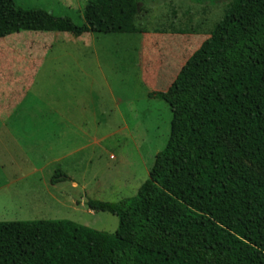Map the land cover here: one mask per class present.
Segmentation results:
<instances>
[{"label":"trees","instance_id":"1","mask_svg":"<svg viewBox=\"0 0 264 264\" xmlns=\"http://www.w3.org/2000/svg\"><path fill=\"white\" fill-rule=\"evenodd\" d=\"M142 1L87 0L76 25L0 0V38L119 33L135 28ZM154 32L176 40L199 33L174 24ZM206 35L166 90L148 93L171 112L148 179L133 197L86 201L116 216V231L66 220L0 223V264H264V0H230ZM60 178L55 171L51 184Z\"/></svg>","mask_w":264,"mask_h":264},{"label":"rangeland","instance_id":"2","mask_svg":"<svg viewBox=\"0 0 264 264\" xmlns=\"http://www.w3.org/2000/svg\"><path fill=\"white\" fill-rule=\"evenodd\" d=\"M86 1L14 0L76 25ZM229 1L143 0L135 28L119 33L0 38V223L66 220L114 233L118 218L86 201L133 197L148 179L171 119L167 102L148 93L166 90ZM171 24L199 33L176 40L154 32ZM8 108L17 109L11 131L2 124ZM57 170L66 178L51 184Z\"/></svg>","mask_w":264,"mask_h":264},{"label":"crops","instance_id":"3","mask_svg":"<svg viewBox=\"0 0 264 264\" xmlns=\"http://www.w3.org/2000/svg\"><path fill=\"white\" fill-rule=\"evenodd\" d=\"M8 74H16L17 75V77H19L20 75H22L23 73L21 72V71H10V69H9V71L7 72ZM16 77V76H15ZM173 80V78L172 79H170V82ZM150 81H153V83L154 84H156L157 83V81H156V79L155 78H153L152 80H150ZM26 92H27V90H26ZM26 92H25V94H26ZM16 108H8L6 111H3V121H2V124L5 126V127H7V130L6 131H11V130H14L13 128H12V125H13V120H14V118L16 117ZM57 114V113H56ZM45 116H48V113H45ZM36 126H42V124L41 123H38V124H35V127Z\"/></svg>","mask_w":264,"mask_h":264}]
</instances>
